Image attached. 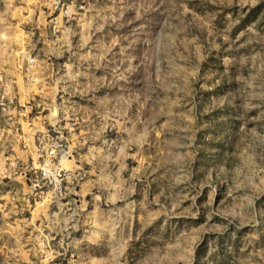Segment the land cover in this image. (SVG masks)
Returning <instances> with one entry per match:
<instances>
[{
	"label": "rangeland",
	"instance_id": "1",
	"mask_svg": "<svg viewBox=\"0 0 264 264\" xmlns=\"http://www.w3.org/2000/svg\"><path fill=\"white\" fill-rule=\"evenodd\" d=\"M0 264H264V0H0Z\"/></svg>",
	"mask_w": 264,
	"mask_h": 264
},
{
	"label": "built area",
	"instance_id": "2",
	"mask_svg": "<svg viewBox=\"0 0 264 264\" xmlns=\"http://www.w3.org/2000/svg\"><path fill=\"white\" fill-rule=\"evenodd\" d=\"M70 156V150L61 140H58L53 142L49 147L46 160H44L40 168V181L42 185L51 187L55 194H62L64 190L63 185L72 177V174L52 168V160H69ZM36 186H38V184H36Z\"/></svg>",
	"mask_w": 264,
	"mask_h": 264
}]
</instances>
